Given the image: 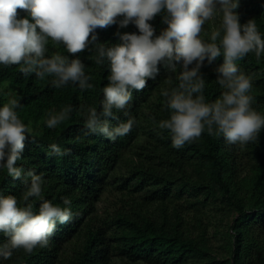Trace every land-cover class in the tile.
I'll list each match as a JSON object with an SVG mask.
<instances>
[{
	"label": "trees",
	"instance_id": "1",
	"mask_svg": "<svg viewBox=\"0 0 264 264\" xmlns=\"http://www.w3.org/2000/svg\"><path fill=\"white\" fill-rule=\"evenodd\" d=\"M235 11L241 24L254 19L264 39V0H239ZM18 14L28 17L23 10ZM163 16L148 21L155 35L167 27ZM220 20L217 14L206 22L202 41L212 42ZM117 32L139 34L134 24L97 28V44L78 54L93 85L84 91L71 83L55 88L52 77L41 80L34 73L23 75L19 65L0 64V107L15 99L18 117L29 129L16 166L43 178L41 198L31 200L33 211L41 199L66 207L67 198L72 212L67 223L57 222L47 247L30 255L13 250L0 264H264V129L244 145L227 144L205 130L198 140L173 148L170 132L158 126L170 116L161 91L178 85L181 68L173 72L166 62L142 91H132L126 109L135 119L130 133L112 141L86 128L87 108L102 111L110 74L107 59L95 63L97 49L120 43ZM46 47L47 56L69 55L63 45L49 41ZM222 63L223 56L211 64L205 60L200 69L208 103L223 91L215 72ZM236 64L251 79L252 107L264 116V54L258 59L249 53ZM66 107L72 109L68 118L48 128V114ZM113 111L118 119L101 118L110 130L128 119ZM53 144L68 154H53ZM25 179L14 180L0 169V196L15 195L23 206ZM102 201L111 206L100 213ZM5 242L0 233V244Z\"/></svg>",
	"mask_w": 264,
	"mask_h": 264
},
{
	"label": "clouds",
	"instance_id": "2",
	"mask_svg": "<svg viewBox=\"0 0 264 264\" xmlns=\"http://www.w3.org/2000/svg\"><path fill=\"white\" fill-rule=\"evenodd\" d=\"M238 7L239 0H0V64L19 65L25 76L52 77L55 88L71 83L81 91L91 89V77L85 75L78 54L97 44V28L134 24L139 34L117 32L120 43L110 47L100 44L97 49L95 63L100 65L107 59L110 74L102 89V111L98 114L96 108H87L86 128L112 141L130 133L135 119L126 109L132 91H142L147 80L158 75L159 65L166 62L173 72L177 65L181 68L178 85L161 91L163 107L170 116L158 126L170 132L172 147L183 148L205 130L210 136H222L227 144L244 145L256 141L264 129V116L252 107L253 98L248 95L251 79L236 61L249 53L259 59L264 54V39L254 19L240 23L235 11ZM18 9L27 12L30 19L18 18ZM162 12L167 27L155 35L148 21ZM217 14L221 16L219 27L211 33L212 42L206 43L200 34ZM49 41L63 45L69 55L47 56ZM220 56L223 63L215 72L223 91L208 103L200 69L205 60L211 64ZM19 107L15 99L0 107V169H7L14 180L26 178L23 206L15 195L0 196V233L7 237V242L0 244V258L5 260L11 258L13 250L23 249L30 255L38 247H47L57 222L65 224L72 219L67 198L63 199L66 207L41 199L38 211H33L31 200L41 198L43 178L16 166L29 132L15 110ZM113 109L123 111L128 119L110 130L109 121L101 118L118 119ZM71 111L66 107L59 113L50 112L46 126L56 128ZM50 149L58 156L68 154L55 144Z\"/></svg>",
	"mask_w": 264,
	"mask_h": 264
},
{
	"label": "rangeland",
	"instance_id": "3",
	"mask_svg": "<svg viewBox=\"0 0 264 264\" xmlns=\"http://www.w3.org/2000/svg\"><path fill=\"white\" fill-rule=\"evenodd\" d=\"M107 203L111 206V204L109 203V201H102L99 204V211H100V213H102V211H104L107 208ZM215 221H216V223L218 222L217 220H215ZM113 264H117V263L113 262Z\"/></svg>",
	"mask_w": 264,
	"mask_h": 264
}]
</instances>
